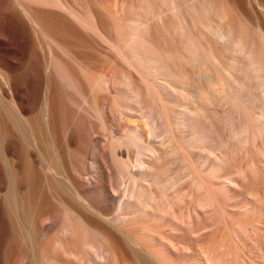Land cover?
Returning a JSON list of instances; mask_svg holds the SVG:
<instances>
[{
  "label": "bare ground",
  "instance_id": "6f19581e",
  "mask_svg": "<svg viewBox=\"0 0 264 264\" xmlns=\"http://www.w3.org/2000/svg\"><path fill=\"white\" fill-rule=\"evenodd\" d=\"M223 4L0 0V264H121L81 211L100 215L82 181L112 171L121 195L104 220L140 264H264L263 208L229 170L264 164V43ZM158 38L179 50L162 54Z\"/></svg>",
  "mask_w": 264,
  "mask_h": 264
},
{
  "label": "rangeland",
  "instance_id": "374dc122",
  "mask_svg": "<svg viewBox=\"0 0 264 264\" xmlns=\"http://www.w3.org/2000/svg\"><path fill=\"white\" fill-rule=\"evenodd\" d=\"M221 1L224 3L223 5L225 7V10L228 12L230 18L235 22V24L238 27H244L248 31V33L255 39L256 42H259V38H260L261 42L264 43V0H221ZM200 11H202V10H200ZM253 28L256 29V31L251 30ZM193 31L195 33V37L199 41H201L204 46L213 47L215 49H218V51H217L218 54H220V56H223V54L225 53L224 47L218 45L214 41L208 42L207 38L205 37V35H203V32L200 28H195ZM152 46L155 47L162 54H165V52L167 50H170L173 52H175L176 50H179V46L176 43H173V42L170 43L169 41H165L163 38H158L155 41H153ZM170 64L174 65L175 63L170 62ZM184 70L187 71V70H189V68L186 66L184 68ZM134 73L135 72H133V74ZM191 73H192V75H194L193 69H191ZM134 76L135 77L137 76L135 78L132 75V78H133L132 80L134 81V79H135L134 82H135L136 87L135 86L134 87L141 90L143 92L144 96L148 99L146 85L143 83V81H141L140 77L136 73L134 74ZM124 125L125 124L123 122L122 124H120L119 127L122 128ZM79 133H80V136L82 135L81 136L82 139L86 140L85 139L86 135H84V133L82 134V130ZM79 133H78V137L80 138ZM83 136H84V138H83ZM224 140L228 141V137L225 136ZM63 143L66 144L65 141ZM63 145H61L62 146L61 149L62 150L67 149L66 148L67 144L64 146ZM101 145H103V144H101ZM75 147H77V146H75ZM77 148L73 147V149H76V150H77ZM68 149H69V147H68ZM84 150H86V147ZM66 151H63L64 155L68 151H71V150H68L67 152ZM67 154H69V153H67ZM67 154L65 156H67ZM253 154H251L254 157L253 159L259 161V156L257 155L258 156L257 157L256 155H253ZM132 155H133V153H132ZM251 160H252V158H251ZM85 164L87 166L88 163L86 162ZM238 164H240V165H238ZM231 165H233V166H231L232 169L229 168L230 171L232 170L230 174H232L233 171H234L233 173H235L234 175L241 173L240 174L241 175L240 176L241 187L239 188V191L241 193L238 192L239 197H242L240 199L245 200V199L249 198L252 200V202L254 200V203H256L258 201L257 202L258 204L256 203L257 207L259 206V207L263 208L261 210L264 211V167H263L264 164H261L260 168L258 167V169L260 171H258L257 168L256 169L255 168L250 169V167H248V170L245 169L247 167L243 168L242 166H245V165L241 166L240 158H236V159L232 160ZM236 166L239 169L234 170V168L236 169ZM96 167L94 168V170L96 169L95 171L91 170V171H89V173L90 174L95 173L98 175H103L106 172V169L103 166H99V168H96ZM243 169H245L246 171H243ZM114 172L115 171H112V173L114 174L112 176L113 179L108 180L104 184L86 183V182L82 181V183L80 185V189L82 192L83 199L85 200V204L86 203H87L86 205L90 204V206H92V208H94L96 211H98V213H100V215H98L99 217L97 215H92L93 213H90V211L87 210L88 209L87 206H85V205L81 207V211H82L83 216L88 221H90L91 224H93L96 228L102 230L105 234H107V236L110 237L111 241L113 240L112 243L114 244V249L117 250L116 252H118L117 254H119V256H120L119 259L122 260L121 264H140L139 260H141V259H139V257H138V260H137V257H136L137 251H135L136 248L135 247H134L135 249L132 248L131 245H129L128 242H126V240H124L125 238L122 237V235H120V233H118L109 223H107L106 220H104V219H106V217H111L114 215L118 200H119L120 195H121V190L119 189V181L117 179L118 177H116L117 174H116V172L115 173ZM242 172H244L246 174L243 173L244 174L243 175ZM54 186H56V185H54ZM50 187L52 188L53 186L50 185L49 188ZM58 187H61V186L57 185V187L55 189L57 190ZM258 188H260V189H258ZM55 189L54 188L52 189L53 194L51 193V189H48V205H50L51 207L52 206L54 207V208L53 207L51 208V210L53 211V212H51L53 214L52 220L54 222H55L54 217L57 216L55 213H58L56 208H55L56 206H54V204H58L57 198L54 196L59 194V193H56ZM59 191L62 192L63 190L61 189ZM54 193H55V195H54ZM65 193H66L65 191L62 192V194H65ZM239 193L242 194V196H240ZM69 196H70L69 194L65 195V197H67L68 203L70 204V203H72V200H71V196L70 197ZM54 198H56V200ZM258 208H256V209H258ZM256 211H258V210H256ZM259 211H260V209H259ZM48 215H50V214L48 213ZM101 215H103V216H101ZM52 220L48 222V225L51 224L50 222H52ZM50 234H51V232H50ZM53 236H54V233H53ZM50 237H52V236L50 235ZM244 239H245L246 245H244V247H242V248H244V252L247 251L246 253L248 254V252L250 251L251 242L249 241L250 242L249 243L247 238H244ZM245 242H244V244H245ZM191 243L195 245L197 243V241H196V243H194V242H191ZM252 258L255 261L258 260L259 263L261 262L260 259H257L256 254H252ZM59 261L57 260L56 263ZM258 261H256V262H258ZM61 262H59V264ZM72 263L77 264L76 262H72Z\"/></svg>",
  "mask_w": 264,
  "mask_h": 264
}]
</instances>
